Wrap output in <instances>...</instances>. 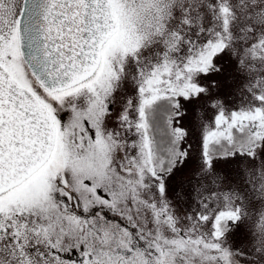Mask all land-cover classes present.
I'll list each match as a JSON object with an SVG mask.
<instances>
[{
    "label": "snow or ice",
    "instance_id": "snow-or-ice-1",
    "mask_svg": "<svg viewBox=\"0 0 264 264\" xmlns=\"http://www.w3.org/2000/svg\"><path fill=\"white\" fill-rule=\"evenodd\" d=\"M0 264H264V0H0Z\"/></svg>",
    "mask_w": 264,
    "mask_h": 264
},
{
    "label": "flooded vegetation",
    "instance_id": "flooded-vegetation-1",
    "mask_svg": "<svg viewBox=\"0 0 264 264\" xmlns=\"http://www.w3.org/2000/svg\"><path fill=\"white\" fill-rule=\"evenodd\" d=\"M73 258H75V256H73Z\"/></svg>",
    "mask_w": 264,
    "mask_h": 264
}]
</instances>
